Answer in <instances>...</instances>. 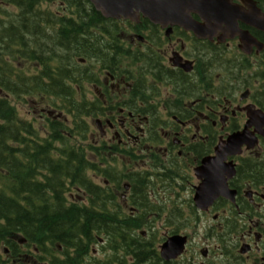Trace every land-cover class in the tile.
I'll return each mask as SVG.
<instances>
[{"label":"flooded vegetation","instance_id":"flooded-vegetation-1","mask_svg":"<svg viewBox=\"0 0 264 264\" xmlns=\"http://www.w3.org/2000/svg\"><path fill=\"white\" fill-rule=\"evenodd\" d=\"M216 3L194 12L184 0H167L166 13L147 6L116 18L90 0H39L28 8L0 0L1 27L28 9L35 15L21 17L22 27L37 21L41 46L69 30L68 20L83 26V41L99 46L80 57L51 44L54 76L59 62L72 78L74 59L84 69L82 87L62 84L83 101L94 191L69 195L105 219L142 222L112 239L60 247L54 262L3 264H264V0ZM91 8L99 21H89ZM22 29L25 44L30 36ZM30 62L14 72L38 73ZM65 106L73 102L31 103L35 121L45 108ZM243 131L257 142L234 152L228 139ZM172 238L184 246L166 258L161 247Z\"/></svg>","mask_w":264,"mask_h":264},{"label":"trees","instance_id":"trees-1","mask_svg":"<svg viewBox=\"0 0 264 264\" xmlns=\"http://www.w3.org/2000/svg\"><path fill=\"white\" fill-rule=\"evenodd\" d=\"M17 1H22L21 6L28 8L39 0ZM20 15L14 16L4 27L0 24V89L16 100L38 94L51 106L55 99L67 104L72 101L73 106L64 110L67 115L71 114L72 124L47 117V124L40 132L19 116L6 95L0 96V264L50 263L57 260L55 252H59L60 247L88 245L95 242L96 235L106 234L112 239L118 232L140 229L142 222L126 220L120 224L114 219H105L97 207L91 210L68 202L72 191L82 190L86 194L94 191L88 178L92 164L86 158V148L82 145L84 138L79 137L86 127L83 103L82 100L77 102L76 90L70 91L62 84L69 80L81 87L85 78L81 73L82 65L75 61L73 78L63 62L58 63L59 71L54 76L51 44L55 43L58 51L63 49L80 57L86 49L99 51V46L83 41L80 34L83 26L72 20H68L72 26L69 30L58 31L47 41L50 44L41 46L35 32L38 22L29 18L22 30L30 39L23 44L21 17L35 14L26 9ZM100 17L91 8L89 21L97 22ZM83 18L79 17L80 22L88 21L86 16ZM33 39H36L35 45H30ZM24 60L37 64L39 72L32 75L15 73L17 64ZM102 176L110 181L115 179V174ZM121 180L132 181L129 178ZM95 199L100 198L93 197Z\"/></svg>","mask_w":264,"mask_h":264},{"label":"water","instance_id":"water-1","mask_svg":"<svg viewBox=\"0 0 264 264\" xmlns=\"http://www.w3.org/2000/svg\"><path fill=\"white\" fill-rule=\"evenodd\" d=\"M97 10H102L104 16L119 17V14L126 13L132 8L155 6L158 7V13H166L167 0H91ZM201 3L200 0H184L187 11L203 12L204 10L212 11L218 8L217 0H205ZM260 13V12H259ZM264 19V18H263ZM256 139H249L244 132L236 133L229 139V144L238 152L244 144H249L252 147ZM184 240H175L172 238L166 241L162 246V255L166 258H171L179 254L182 250Z\"/></svg>","mask_w":264,"mask_h":264},{"label":"rangeland","instance_id":"rangeland-1","mask_svg":"<svg viewBox=\"0 0 264 264\" xmlns=\"http://www.w3.org/2000/svg\"><path fill=\"white\" fill-rule=\"evenodd\" d=\"M19 66V63H18ZM33 98H27L25 99V101L23 100H12V105L16 108V110L18 111V114L23 116L24 119H28L31 120L35 126H37L38 128H44L46 126V120L44 118H40L41 120H37L35 121V118H37L36 114H34L32 112V107H31V102L30 100H32ZM45 107V105H44ZM47 109V108H46ZM127 161V158H124Z\"/></svg>","mask_w":264,"mask_h":264},{"label":"bare ground","instance_id":"bare-ground-1","mask_svg":"<svg viewBox=\"0 0 264 264\" xmlns=\"http://www.w3.org/2000/svg\"><path fill=\"white\" fill-rule=\"evenodd\" d=\"M96 236H100V235H96ZM96 236H95V237H96ZM5 252H7V250H5Z\"/></svg>","mask_w":264,"mask_h":264}]
</instances>
